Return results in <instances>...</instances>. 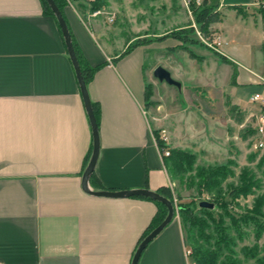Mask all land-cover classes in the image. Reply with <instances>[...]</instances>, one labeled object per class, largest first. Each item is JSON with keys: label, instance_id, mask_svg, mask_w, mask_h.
<instances>
[{"label": "crops", "instance_id": "crops-1", "mask_svg": "<svg viewBox=\"0 0 264 264\" xmlns=\"http://www.w3.org/2000/svg\"><path fill=\"white\" fill-rule=\"evenodd\" d=\"M243 2H219L232 8L235 20L222 15L210 28L217 29L216 49L231 62L230 75L236 71L232 103L245 112L241 102L264 93L252 39L264 34L261 24L251 28L235 14L232 6L256 3ZM62 14L88 63L103 64L86 84L99 106V152L89 187L156 191L170 185L144 107L154 68L146 54L152 58L162 45L139 43L120 55L100 42L99 24L88 11L65 0ZM90 146V122L55 19L40 0H0V264L131 263L156 205L137 196L84 192ZM186 250L175 216L137 264H188Z\"/></svg>", "mask_w": 264, "mask_h": 264}, {"label": "rangeland", "instance_id": "rangeland-1", "mask_svg": "<svg viewBox=\"0 0 264 264\" xmlns=\"http://www.w3.org/2000/svg\"><path fill=\"white\" fill-rule=\"evenodd\" d=\"M243 1L253 0H104L98 8L102 14L95 16L100 42L114 52L122 53L135 43L162 45L155 47L152 58L146 54V63L151 65L153 62L152 68L163 66L181 86L178 89L150 74L153 87H149L144 107L153 117L150 121L154 131L165 130L169 148L193 154L196 164L231 162L237 166L234 168L236 172L243 165L255 167L264 151V144L259 149L253 146L259 138L264 143L263 136L257 134L242 140L238 135L243 126L250 129L257 127L264 105L242 101L246 108L244 121L238 124L228 118L225 114L226 101L233 102L232 65L226 64L216 49L218 42L213 34L217 29L210 28V23L207 27L209 38H205L194 15L202 9L204 2L213 3L217 4L214 10L219 19L223 15L230 22L235 20L234 13H229L232 8L220 6L219 2ZM255 2L249 7L233 9L249 27L258 29L261 24L258 10L260 5H264V0ZM103 13L113 14V20L108 21ZM84 20L90 26V19ZM179 34L184 36V41L178 38ZM252 39L254 67L264 78V35L258 33ZM185 48L196 57L191 58ZM260 91L263 93L264 88ZM251 156H255L253 162L248 161ZM258 177L263 178L258 193H264V166L258 171ZM170 188L176 207L191 200L189 195L193 189L179 186L176 181L170 182ZM252 197L249 195L241 199V204H250ZM200 200L208 199L203 194ZM187 263L192 264L189 257Z\"/></svg>", "mask_w": 264, "mask_h": 264}, {"label": "trees", "instance_id": "trees-1", "mask_svg": "<svg viewBox=\"0 0 264 264\" xmlns=\"http://www.w3.org/2000/svg\"><path fill=\"white\" fill-rule=\"evenodd\" d=\"M40 1L43 12L52 16L57 23L46 0ZM54 2L62 13L65 0H54ZM73 2L80 12H85L100 8L104 0H73ZM216 7L217 4L204 2L202 9L195 12L196 23L200 25L205 38H209L208 25L219 20L218 14L214 10ZM260 7L258 12L264 34V5H260ZM58 29L60 31L59 25ZM68 30L86 85L93 73L103 64L90 65L80 52L69 28ZM60 34L62 36L61 31ZM183 37L182 34L178 35V38L184 41ZM137 44L139 43L134 45ZM134 45L120 55L127 53ZM185 49L191 58L196 57V54L190 49ZM221 57L224 62L231 64L222 55ZM230 78L231 83L235 84V68H233ZM145 94L147 97L149 86H146ZM91 106L98 128L99 106L92 101ZM226 113L238 124H241L246 116L244 111L228 100L226 101ZM153 134L158 146L168 148L169 154L163 156V160L170 182L176 181L179 186L193 189L189 195L191 200L187 203H179L177 207L171 196L170 185L162 186L156 190L169 199L174 206L173 218L178 217L187 250H189L187 256L191 259L192 264H264V193H258L263 179L258 177V171L264 166V151L255 167L243 165L236 172L234 168L237 166L231 162L215 165L196 164L193 154L171 150L167 144L159 140V131L153 130ZM257 134V128L250 129L249 126H243L238 131L242 140L257 136ZM254 160L255 156L248 158L249 162ZM91 178L92 174L89 179ZM203 194L213 204L211 208L199 206L198 203ZM249 195L253 196L251 203L241 204V199H246ZM137 197L152 200L156 205V211L143 230L138 240L139 243L150 230L163 220L167 208L162 202L144 196Z\"/></svg>", "mask_w": 264, "mask_h": 264}, {"label": "water", "instance_id": "water-1", "mask_svg": "<svg viewBox=\"0 0 264 264\" xmlns=\"http://www.w3.org/2000/svg\"><path fill=\"white\" fill-rule=\"evenodd\" d=\"M47 5L50 7L51 11L53 12L57 23L60 27V31L62 33L63 41L66 47L67 54L69 56V59L72 63L76 79L79 85L80 93L82 96V100L84 103V107L86 110V113L88 115V119L91 126V133H92V146H91V152L88 158V161L86 163V166L82 172L81 176V183H82V189L84 192L94 195V196H100V197H109V198H121V197H130V196H144L151 198L153 200L162 202L166 208L167 213L163 220L156 225L152 230H150L138 243L135 252L132 256L131 263L130 264H137L138 259L144 250V248L147 246V244L155 237L157 236L163 228L171 222L173 219L174 214V206L172 202L158 193L155 190H150L148 188H134V189H120V190H109V189H100V190H93L88 185V180L94 171L95 164L98 157L99 152V138H98V128L95 122L91 101L89 99L85 82L82 78L80 67L76 58V54L72 45L71 36L68 30V27L66 25V22L62 16V13L60 9L55 4L54 0H46ZM152 75L159 81H164L165 83L169 85H173L176 88H180L181 84L179 81L175 80L170 72L165 69L161 65H156L152 70ZM199 206L202 207H208L211 208L213 204L208 200H200Z\"/></svg>", "mask_w": 264, "mask_h": 264}, {"label": "built area", "instance_id": "built-area-1", "mask_svg": "<svg viewBox=\"0 0 264 264\" xmlns=\"http://www.w3.org/2000/svg\"><path fill=\"white\" fill-rule=\"evenodd\" d=\"M67 1L69 3H73V0H67ZM101 14H102V12L99 9H96L94 11H88V15L92 16V17L98 16ZM103 14H105V13H103ZM104 16L108 21L113 20V14H111V13L105 14ZM250 101H252V102L259 101L261 105H264V96L262 94L255 93L250 97ZM256 128H257L258 136L264 137V113H262V112L260 113V115L258 117V122H257ZM158 137H159V140L163 141L166 144L167 134H166L165 130H160ZM154 142H155V144L158 148V151L162 157L169 154L168 148L158 146L155 138H154ZM263 144L264 143L262 142V139L259 138V140L257 142L253 143V146H254V148L259 149L260 147L263 146ZM188 253H189V250L186 251V254H188Z\"/></svg>", "mask_w": 264, "mask_h": 264}]
</instances>
